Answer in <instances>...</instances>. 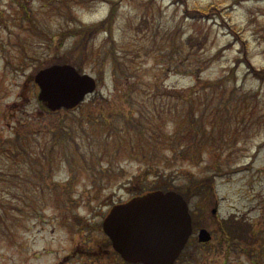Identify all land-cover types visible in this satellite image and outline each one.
Here are the masks:
<instances>
[{"label": "rangeland", "instance_id": "374dc122", "mask_svg": "<svg viewBox=\"0 0 264 264\" xmlns=\"http://www.w3.org/2000/svg\"><path fill=\"white\" fill-rule=\"evenodd\" d=\"M9 1L0 0V264H125L108 247L101 223L134 190L154 187L166 159L173 163L169 179L178 188L190 179L213 178L204 195L188 201L214 231L212 243L198 249L194 264H254L245 243L228 235L222 240L209 218L214 220L216 208L219 220L243 221V238L252 223L260 234L253 249L264 251V0H109L115 2L112 40L104 31L94 34L81 69L97 81L89 98L97 103L90 110L111 99L112 110L127 111L120 96L124 79L115 81L112 54L127 68L129 81L142 84L132 94L133 112L140 101L141 110L150 107L147 85L157 84L172 95L223 81L218 90L205 88L208 99L193 111L204 135L180 145L181 151L194 145L190 154H199L190 162L175 159L168 150H149L160 162L150 172L127 146L117 150L112 141L109 156L100 157L98 141L104 135L98 138L78 122H84L85 107L70 113L67 121L80 125L78 145L65 144L61 157L47 161L53 152L49 147L56 150L64 143V136L54 131L66 114H50L39 104L34 75L56 62L80 61L70 51L76 39L66 33L103 20L108 0H29L30 21ZM206 6L211 9L203 17L189 11ZM187 37L202 48L185 46ZM112 43L115 49L109 48ZM163 101L165 106L177 102ZM214 120H221L219 127ZM164 121V133L185 128L179 114ZM15 132L26 137L23 147L13 141ZM34 140L39 146H33Z\"/></svg>", "mask_w": 264, "mask_h": 264}, {"label": "trees", "instance_id": "16d2710c", "mask_svg": "<svg viewBox=\"0 0 264 264\" xmlns=\"http://www.w3.org/2000/svg\"><path fill=\"white\" fill-rule=\"evenodd\" d=\"M57 0H47L49 4L52 2H56ZM11 4L16 5L17 13L20 12L22 14V19H27L30 21V10H29V0H10ZM111 4L110 12L108 16L100 21L99 23L85 26L79 25L76 28L69 30L66 34L73 35L75 37V46L71 48V52H78L81 57L85 54L87 49V43L91 40V38L99 31H104L108 33L109 40H112L110 36V27L112 25L115 13V3L109 2ZM211 9V6L206 7H195L189 11L194 12L202 17L207 15ZM2 12H0V17ZM21 16V15H20ZM192 37H187L184 44L189 48L198 47L199 49L202 48L201 43H198L197 46H192L194 43L192 42ZM110 49H115L114 43L112 46L109 47ZM113 71L115 73V81L118 79H124L123 86L125 92L120 95L122 97V101L127 105V112H122L121 110H112L113 103L111 99L109 101H105L102 103L99 101L97 107L94 110H90V105L92 103H97L94 100L87 102L84 106H79V108H87L88 112L85 114L87 116L86 119L89 120L88 126L91 128L92 135H105L103 140L101 141V145L103 150H107L109 146V140L113 141V144L116 146V149H120L122 146L127 145L130 147L133 152H136L139 155V159L141 161H146L147 167L149 169L159 167V161L156 160L155 156L152 155V151L149 153V149H157L158 152L162 150H168L171 152L175 159H183L189 160L193 158L192 156L197 154L200 150H196L190 154V149L194 146H191L188 150L181 151L180 145L183 141L192 140L197 138L200 134H204L203 129L199 126H195V119H194V110H199V108L204 104L205 99H208L207 96H203V91L205 88H209V90H218L219 84H222L223 81L219 80L216 83H209L203 82L204 86L202 90L195 88V90H191L188 94L187 91H180L175 92L174 94H168L167 92H162L159 90L157 84H153L152 86H146L152 93V96L147 98L146 102H149L150 107L145 108V110H141L144 106L142 105V101L138 102L139 108L136 112H133L132 109L135 105V101L132 100V94L139 91V87L142 84H136L134 81H129V76L127 73V68H121V64L118 62V58L112 54L111 56ZM259 78L261 74H259ZM214 85V86H213ZM221 86V85H220ZM217 87V88H215ZM191 89V88H188ZM164 99H168L171 101L177 102H169L168 106H165ZM179 103H183V108L179 109ZM163 104V105H162ZM109 109L108 112H105ZM214 110L215 115H219V109L211 108ZM183 110V111H181ZM175 115L179 114L182 119H184L185 128H175L171 133H164V125L166 121L163 122L164 118L168 115ZM68 120V119H66ZM91 121V122H90ZM66 121H61L60 126L58 127V132H60L64 139L62 140L64 143L60 144V148L57 146L56 150H64L65 144L69 148L70 145L74 142L76 138L77 130H73L70 125L65 124ZM220 121H213L219 127ZM73 130V131H70ZM133 137L135 142L133 141ZM26 137L21 135L20 137H15L13 139L16 144L24 142ZM201 141H199L200 144ZM146 144V146H145ZM55 146L53 147V152H57L54 150ZM75 152V151H74ZM106 152V151H105ZM76 153V152H75ZM55 155H51L48 158L49 161L51 159H55ZM151 160V161H150ZM170 159H166L164 162V168L162 172L156 173V178H158L156 185L154 187L149 188H139L134 191L133 195H139L147 191L161 189V190H179L176 188L169 176L171 175V169L173 163H170ZM147 168V169H148ZM167 171V174H165ZM210 178L208 177L203 180H189V189H191V193L194 195H199L201 190L207 191L210 184ZM163 179V180H160ZM250 259L254 261L255 264H261L260 255L258 252L253 249L252 247L248 248V255Z\"/></svg>", "mask_w": 264, "mask_h": 264}, {"label": "water", "instance_id": "95a60500", "mask_svg": "<svg viewBox=\"0 0 264 264\" xmlns=\"http://www.w3.org/2000/svg\"><path fill=\"white\" fill-rule=\"evenodd\" d=\"M39 99L51 110L71 108L94 89L88 75L70 65H52L35 76ZM113 247L129 262L171 264L190 233L187 204L174 191H153L116 205L103 222ZM209 234L200 232V240Z\"/></svg>", "mask_w": 264, "mask_h": 264}, {"label": "flooded vegetation", "instance_id": "af4514ba", "mask_svg": "<svg viewBox=\"0 0 264 264\" xmlns=\"http://www.w3.org/2000/svg\"><path fill=\"white\" fill-rule=\"evenodd\" d=\"M192 220H193V223H196L195 219H194V216L192 215Z\"/></svg>", "mask_w": 264, "mask_h": 264}]
</instances>
